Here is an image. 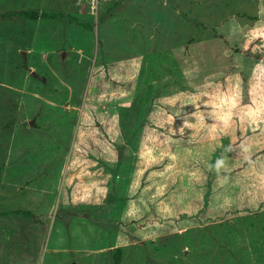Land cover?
Returning a JSON list of instances; mask_svg holds the SVG:
<instances>
[{
    "label": "rangeland",
    "instance_id": "rangeland-1",
    "mask_svg": "<svg viewBox=\"0 0 264 264\" xmlns=\"http://www.w3.org/2000/svg\"><path fill=\"white\" fill-rule=\"evenodd\" d=\"M116 246L264 264V0H0V264Z\"/></svg>",
    "mask_w": 264,
    "mask_h": 264
},
{
    "label": "trees",
    "instance_id": "trees-1",
    "mask_svg": "<svg viewBox=\"0 0 264 264\" xmlns=\"http://www.w3.org/2000/svg\"><path fill=\"white\" fill-rule=\"evenodd\" d=\"M15 13L16 12L14 10H10V11H7L5 13V15H7V14H15ZM18 13L21 16H23V17H28V18H31V19H36L39 16H44V15L45 16H47V15L48 16H59V15H61V14H58L56 12H46V11H41L40 12V11L32 10V9H22ZM87 25H89V24H87ZM181 81H184V83H185L186 82V78H181ZM174 89L175 88L172 86L170 88V92H172V90H174ZM160 94L161 95H165L167 93L165 91H160ZM152 96H153V94H152ZM145 113L146 112L143 113L144 116H146ZM116 115L119 117V113L118 112H116ZM140 122H141V125H142V123L144 122V118L140 119ZM136 131H137V129L133 128L132 132L127 136L125 142L120 143V144L117 145V155L120 156V158H122V156L124 155V151L126 149V143H128L129 146H131L134 143V141L136 139V136H137V132ZM124 161L127 163L128 160H124ZM114 168H117V166H114ZM16 211L24 213V214H27V215H30V216L32 215V218H34L32 211L29 210V209H17ZM122 256H123L122 247L121 246H116L114 248L113 263L112 264H123L122 263Z\"/></svg>",
    "mask_w": 264,
    "mask_h": 264
},
{
    "label": "crops",
    "instance_id": "crops-1",
    "mask_svg": "<svg viewBox=\"0 0 264 264\" xmlns=\"http://www.w3.org/2000/svg\"><path fill=\"white\" fill-rule=\"evenodd\" d=\"M50 7H51V6H50ZM50 7H48L49 9H45V10H41V11L53 12V10L50 9ZM37 11H38V10H37ZM41 11H40V12H41ZM61 16H62V15H59V16H48V15L45 16V15H44V16H39V17H40V18L42 17V18H49V19H51V18H58V17H61ZM39 17H38V18H39ZM27 18H28V17H27ZM38 18H36V19H38ZM104 77H105V74H104V75H101V74H100V75H98L97 77H94V81L98 82L100 78H104ZM90 80H91V79H90ZM90 80H89V82H90ZM104 81H106V80H104ZM95 86H96V84H95ZM112 115H113V114H112ZM113 117H117V118H118V116H117L116 114H115ZM79 119H80V118L77 119V122L79 121ZM105 119H106L108 122H111L113 118H112L111 116H107V115H105ZM62 124H63V123H62ZM62 124H61V125H62ZM68 124H69V123H66V125H68ZM66 125H65V123H64L63 128H64ZM76 125L79 126V122H78V124H77V123H76V124L74 123V129H75V135H74V138H75V136H76V132H77ZM73 143H74V141H73ZM116 158H117V159H116L115 161H118L119 158H120V156L117 155V150H116ZM110 159H111V157H110ZM105 160H107V159H105ZM110 161H111V160H110ZM128 200H129V198H128ZM128 200H127V201H128ZM129 201H133V199H132V200H129ZM128 203H129V202H127L126 205H127Z\"/></svg>",
    "mask_w": 264,
    "mask_h": 264
}]
</instances>
